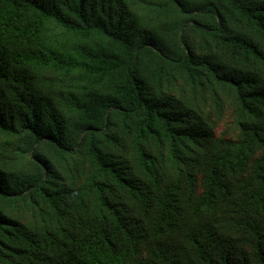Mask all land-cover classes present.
Returning <instances> with one entry per match:
<instances>
[{
    "label": "trees",
    "instance_id": "trees-1",
    "mask_svg": "<svg viewBox=\"0 0 264 264\" xmlns=\"http://www.w3.org/2000/svg\"><path fill=\"white\" fill-rule=\"evenodd\" d=\"M0 264H264V0H0Z\"/></svg>",
    "mask_w": 264,
    "mask_h": 264
}]
</instances>
